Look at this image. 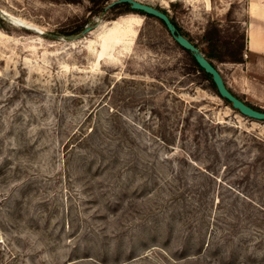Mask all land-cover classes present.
I'll list each match as a JSON object with an SVG mask.
<instances>
[{
	"label": "rangeland",
	"instance_id": "374dc122",
	"mask_svg": "<svg viewBox=\"0 0 264 264\" xmlns=\"http://www.w3.org/2000/svg\"><path fill=\"white\" fill-rule=\"evenodd\" d=\"M165 8L204 47L245 11ZM171 3H175L172 5ZM0 0V264H264V120L227 104L156 17ZM217 8V7H216ZM248 59V60H247ZM214 60L264 88V62Z\"/></svg>",
	"mask_w": 264,
	"mask_h": 264
},
{
	"label": "trees",
	"instance_id": "16d2710c",
	"mask_svg": "<svg viewBox=\"0 0 264 264\" xmlns=\"http://www.w3.org/2000/svg\"><path fill=\"white\" fill-rule=\"evenodd\" d=\"M93 1V6L91 7V15L86 19V22L82 23L77 30L73 32V34L79 33L80 31L84 30L85 27L87 26L88 22L92 19L93 15H100L103 13L107 12H112V11H119L120 9H125L127 11H135L138 13L146 14V12L141 11V10H133L130 7V3L128 2H117L113 5L109 4L113 0H92ZM172 5H175V3H171ZM157 8L163 10L167 14L168 11L160 6H156ZM234 5L232 4L227 11L228 17L231 16L233 12ZM121 11V10H120ZM170 16V14H169ZM171 20L173 23L177 26V29L182 32L181 27L178 25V23L175 21L173 17H171ZM159 19V18H157ZM164 25V21L159 19ZM183 33V32H182ZM184 34V33H183ZM185 35V34H184ZM222 35V28L220 24H213L210 28H208L205 31V34L202 38L204 41V47H200L201 51L207 56V58L210 60V62L216 66V63L214 60H217L219 62H233V63H243L246 61L245 59V44H246V38L245 35L242 34L239 38H235V35H229L227 40L220 44L219 40ZM191 40V39H190ZM192 41V40H191ZM195 45L199 46L197 43ZM187 52L191 55L193 65L194 67L201 73V75L204 77V79L210 80L212 86L214 87L215 91L218 94L216 85L213 81L212 75L210 73H207L204 68H202L198 62L196 61L195 57L193 56L192 52L190 50H187ZM249 58V56H248ZM217 67V66H216ZM230 88V87H229ZM233 90V89H231ZM235 92V91H233ZM235 94H237L235 92ZM237 96H239L237 94ZM240 97V96H239ZM227 104L231 105V102L227 99H223ZM251 106H253L256 109L263 110L260 107H256L249 103Z\"/></svg>",
	"mask_w": 264,
	"mask_h": 264
},
{
	"label": "water",
	"instance_id": "95a60500",
	"mask_svg": "<svg viewBox=\"0 0 264 264\" xmlns=\"http://www.w3.org/2000/svg\"><path fill=\"white\" fill-rule=\"evenodd\" d=\"M117 2H128L130 3V7L133 10H141L146 12L147 15H151L163 20L165 26L167 27L168 31L175 39V41L184 49L190 50L198 64L202 68H204L207 73H210L212 75L213 81L218 91V95L222 99L229 100L231 102V106L237 109L242 114L255 119L264 120V110L254 108L244 99L237 96V94H235V92H233V90L229 88V85L225 81L221 71L210 62L207 56L201 51L199 46L195 45L193 41H191L186 35H184L177 29V26L173 23L169 14L157 8L153 4H149L140 0H113L109 4V6ZM91 28L92 26H86L84 31L88 32L91 30Z\"/></svg>",
	"mask_w": 264,
	"mask_h": 264
},
{
	"label": "crops",
	"instance_id": "0c3cea01",
	"mask_svg": "<svg viewBox=\"0 0 264 264\" xmlns=\"http://www.w3.org/2000/svg\"><path fill=\"white\" fill-rule=\"evenodd\" d=\"M174 1V0H171ZM203 2L206 0H202ZM215 9L226 12L233 4L239 8L238 13L245 11V22L247 24L245 59L249 57L258 58L264 62V2L262 0H211ZM217 7V8H216ZM248 60V59H247ZM234 80L241 91L249 93L257 99L264 101V88L257 87L254 83L246 81L237 75Z\"/></svg>",
	"mask_w": 264,
	"mask_h": 264
},
{
	"label": "built area",
	"instance_id": "2783aa9c",
	"mask_svg": "<svg viewBox=\"0 0 264 264\" xmlns=\"http://www.w3.org/2000/svg\"><path fill=\"white\" fill-rule=\"evenodd\" d=\"M262 2H264V0H262Z\"/></svg>",
	"mask_w": 264,
	"mask_h": 264
}]
</instances>
